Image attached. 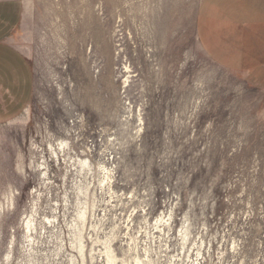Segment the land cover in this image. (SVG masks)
<instances>
[{"label":"rangeland","instance_id":"374dc122","mask_svg":"<svg viewBox=\"0 0 264 264\" xmlns=\"http://www.w3.org/2000/svg\"><path fill=\"white\" fill-rule=\"evenodd\" d=\"M24 1L12 42L35 89L27 109L0 125V263L12 239L13 263L22 260L25 216L43 218L65 191L74 201L72 160L49 151L66 139L96 168H114L116 193L98 191L107 230L133 214L144 237L143 217L155 222L173 208L172 232L187 215V246L196 256L203 241V264H264V84L205 50L201 0ZM42 162L55 175L48 186ZM41 240L55 248V238ZM172 251L185 259L179 244ZM55 258L49 264H70Z\"/></svg>","mask_w":264,"mask_h":264},{"label":"bare ground","instance_id":"6f19581e","mask_svg":"<svg viewBox=\"0 0 264 264\" xmlns=\"http://www.w3.org/2000/svg\"><path fill=\"white\" fill-rule=\"evenodd\" d=\"M142 119L140 117V120ZM70 144V141L66 139H60L55 144L50 142L49 151L59 162L62 157L65 160L68 157V162L72 160L67 173L71 172L75 176L73 179L75 199L73 201L69 192L65 191L62 199L50 200V213L44 214L43 218H36L33 212L25 216L24 241L20 242L23 258L16 264H34V253H40L41 258L46 261L45 263L44 260L37 258L38 264H49L52 258L54 263L55 256L63 257L64 255L69 258L68 263L70 264H203V241L201 240L197 247L194 244L196 256L191 254L193 250L187 246L188 241L192 240L191 225L187 215L178 233L172 232L174 229L173 208L157 216L155 222L148 220L146 216L143 217L148 225L145 227L144 237L139 236L138 231H133L135 228L133 214L115 218L107 230L104 223L106 214L101 218L96 216L99 207L98 191L116 193L113 187L114 168L109 166L106 161L99 162L96 168L92 164L91 158L80 157L77 152L73 154L72 144ZM37 168L44 176L45 184L50 185L53 178L51 172L53 171L49 169L48 163L42 162L37 165ZM97 173L99 174V178L96 176L98 180L95 179ZM94 179L97 180L98 185L94 184ZM41 195L39 192L37 197L41 199ZM120 201L121 204H124L123 200ZM71 208V214L68 215L67 212ZM34 212L36 213L37 210ZM45 234H48L52 239L55 238L52 241L55 248L40 247V243H43L41 236ZM117 241L120 242V245L116 243ZM14 242L12 239L6 249V264H14ZM176 244L181 246L182 253L186 252L185 259H182L181 262H178L181 257L179 252L175 254L172 251V247ZM45 251L46 253H41ZM56 264H64V262L58 260Z\"/></svg>","mask_w":264,"mask_h":264},{"label":"crops","instance_id":"0c3cea01","mask_svg":"<svg viewBox=\"0 0 264 264\" xmlns=\"http://www.w3.org/2000/svg\"><path fill=\"white\" fill-rule=\"evenodd\" d=\"M25 11L24 0H0V125L19 117L34 94L32 65L12 42ZM197 16L205 50L264 84V0H201Z\"/></svg>","mask_w":264,"mask_h":264}]
</instances>
